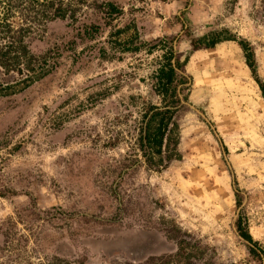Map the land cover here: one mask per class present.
<instances>
[{
    "label": "rangeland",
    "instance_id": "374dc122",
    "mask_svg": "<svg viewBox=\"0 0 264 264\" xmlns=\"http://www.w3.org/2000/svg\"><path fill=\"white\" fill-rule=\"evenodd\" d=\"M9 36L49 71L0 69V264H264V0H0Z\"/></svg>",
    "mask_w": 264,
    "mask_h": 264
},
{
    "label": "trees",
    "instance_id": "16d2710c",
    "mask_svg": "<svg viewBox=\"0 0 264 264\" xmlns=\"http://www.w3.org/2000/svg\"><path fill=\"white\" fill-rule=\"evenodd\" d=\"M48 5L52 8L49 20H53L58 16H60V18L65 17V12H62L63 9L60 4L54 7V3L51 2ZM108 6L110 12L115 10L114 5L109 4ZM9 37L12 38L9 45H7V47H0V69L5 71L6 74H11L13 72L20 75L21 79L14 83L15 86L22 83L24 87H28L36 80L43 78L48 73L49 69H45V64L43 65V62L45 63V61L39 63L40 58L32 54L28 48L25 46L14 45V42L18 41V36ZM221 41L222 40L214 39L213 37L211 42L206 46L212 47ZM42 60H44V58ZM9 77L12 81L15 80L13 75H9ZM173 80L174 69L169 63H166L158 69L156 76L158 93L160 92L164 98L173 96L171 90ZM6 88L9 87H3L0 85V95H2V92ZM172 103L173 102L170 101L169 104ZM173 114L174 111L166 103H164L162 108L152 107V113L146 124L145 134L143 136L145 145L151 151L152 155H162L164 149L168 148L173 133ZM238 228L243 237L250 241L252 240L250 236L243 233L240 226H238Z\"/></svg>",
    "mask_w": 264,
    "mask_h": 264
}]
</instances>
